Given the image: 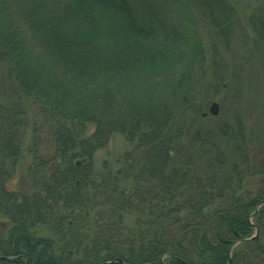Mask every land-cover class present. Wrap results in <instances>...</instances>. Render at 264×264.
<instances>
[{"label": "trees", "instance_id": "16d2710c", "mask_svg": "<svg viewBox=\"0 0 264 264\" xmlns=\"http://www.w3.org/2000/svg\"><path fill=\"white\" fill-rule=\"evenodd\" d=\"M242 24L264 50V1L0 0V264H264V133L203 114Z\"/></svg>", "mask_w": 264, "mask_h": 264}, {"label": "rangeland", "instance_id": "374dc122", "mask_svg": "<svg viewBox=\"0 0 264 264\" xmlns=\"http://www.w3.org/2000/svg\"><path fill=\"white\" fill-rule=\"evenodd\" d=\"M243 1L248 4L249 8L253 9L264 0ZM164 3L166 9L169 10V14L176 16L177 23L185 28L187 33H190V14L188 15L173 7L168 1ZM179 8L184 10L182 5H179ZM212 53L216 58L215 62L219 71L223 73V77L220 83L221 86L215 92L209 93V97L204 100L203 111H207V122L212 123V125L223 121L233 124L238 118L244 130L258 134L264 133V50L262 46L252 35L247 34L244 24H242L241 27L237 25L234 28V37L227 50L222 48L218 51V56L216 51H212ZM210 55H212L211 52L208 53V56ZM213 65L214 63L208 68L212 69ZM213 101H217L219 104V110L216 114L209 111ZM30 114L32 116L36 114L35 109ZM29 133L30 130H28L24 139L25 151L20 161V170L10 179L8 183L10 188H16L17 185L22 183L21 174L32 163V153L29 151L32 141ZM130 148V143L123 135H114L106 146L100 148L94 154L95 168L101 169L105 161L109 162L112 167L119 166L118 159ZM41 150L47 152L50 147H41ZM131 219L128 221H131ZM40 233L50 234L47 231H40Z\"/></svg>", "mask_w": 264, "mask_h": 264}, {"label": "water", "instance_id": "95a60500", "mask_svg": "<svg viewBox=\"0 0 264 264\" xmlns=\"http://www.w3.org/2000/svg\"><path fill=\"white\" fill-rule=\"evenodd\" d=\"M219 108V104L217 101H213L209 107V111L212 113V114H216L218 113V109ZM204 115L207 114V111H204L203 112ZM257 234V233H256ZM255 234V235H256ZM255 235L251 236L250 238L254 237ZM115 260H121V258H115L114 260H109V261H105V262H102L101 264H106L108 262H112V261H115Z\"/></svg>", "mask_w": 264, "mask_h": 264}]
</instances>
